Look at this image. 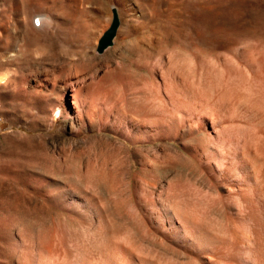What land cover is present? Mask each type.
<instances>
[{"label": "bare ground", "instance_id": "6f19581e", "mask_svg": "<svg viewBox=\"0 0 264 264\" xmlns=\"http://www.w3.org/2000/svg\"><path fill=\"white\" fill-rule=\"evenodd\" d=\"M97 1L117 11L107 55L120 50L131 34L143 36L150 23L155 26L152 46L158 49L159 69L151 79L157 86L138 92L133 88L141 81L127 78L118 94L101 81L99 103L81 105L75 93L72 106L57 108L73 135L84 132L108 141L54 146L51 165L32 172L29 187L46 214L32 225H20L18 216L0 223V247L10 263L264 264V44L254 43L248 24L252 8L264 1ZM9 4L23 19L6 36L15 52L8 60L24 54L19 42L30 43L29 30L74 26L73 14L58 6L34 0ZM36 8L46 11L36 18L39 28ZM111 11L98 14L91 25L89 35L96 40L109 29ZM196 21L207 26L211 39L195 30L189 43L183 31ZM160 26L168 28L167 36ZM227 26L235 36L227 35ZM179 37L194 55L211 45L218 62H200L193 70L179 55L164 56L162 46L177 45ZM198 41L205 43L203 49ZM249 84L252 93L246 98L239 90ZM74 162L80 164L77 172ZM104 177L121 180L120 210L97 181Z\"/></svg>", "mask_w": 264, "mask_h": 264}, {"label": "rangeland", "instance_id": "374dc122", "mask_svg": "<svg viewBox=\"0 0 264 264\" xmlns=\"http://www.w3.org/2000/svg\"><path fill=\"white\" fill-rule=\"evenodd\" d=\"M62 1L66 5L62 4ZM62 1L34 0L37 4L58 6L62 13L64 11L63 14H73L74 26L67 25L66 28L64 25H53L45 29L44 32L43 30H29L30 43L19 42L21 47L19 49L24 54L16 55L13 60H8L6 57L15 52L11 43L7 45L6 36L13 32L14 25L17 24L18 19L22 20L23 17L18 18L9 9L11 6L9 3L12 0H0V10L2 9L0 12V75L5 77V80L0 81V223L3 221L11 223L18 216L20 225H32L43 217V213L46 214L43 204L30 189L29 184L32 172L43 165H51L57 157L52 151L54 146L65 143L72 144L74 141L88 144H104L108 141L102 136L92 139L89 134L84 132L76 135L71 133L69 121L60 117L57 108L64 107L66 103L72 106V94L78 93L81 105L92 106L99 103L98 92L101 81L106 90H113L118 94L127 78L141 81L133 88L138 92H148L157 86L151 79L153 71L159 69L156 62L158 49L152 46L151 28L155 27L153 24L150 23L147 26L143 36L131 34L126 38L127 40L125 39L120 50L107 55V51L113 48L110 47L112 45L107 47L109 49L105 48L102 52H98L96 47L100 39L96 40L95 36L89 34L91 25L94 24L98 14L108 15L111 9L113 19L114 14L117 13L115 7L105 1L97 0ZM77 4L79 5L78 10ZM63 5L66 7H61ZM68 5L70 7H67ZM252 11L248 20L250 33L252 32L251 37L255 40L254 43L260 41L259 43L264 44V6L257 4L252 8ZM34 13V24L36 28H39L36 18L44 16L46 11L36 8ZM193 23L195 25L191 24L185 27L188 31H183L187 36L189 35V43L190 36L191 41L195 40L193 39L195 30L202 32L206 38H212L210 30L202 22ZM164 27L160 26L163 30L161 33L167 36L169 30L166 26ZM38 31L39 33H37ZM62 31L67 34V37L62 36L64 34ZM224 31L228 36H235L230 26L225 27ZM179 39L181 42V37ZM180 42L177 45L175 43L173 45L164 44L160 51L164 56L179 55L193 70L198 68L200 62L208 64L218 62L216 52L211 45L206 44L205 46L204 42L198 41V44H202L200 45L202 49L205 47L203 53L200 54L199 51L197 56L189 51L191 44L183 45L182 42L179 44ZM94 44L95 49L93 48ZM247 57L250 59V52ZM249 79V82H255L254 78ZM242 80L241 77L235 82L238 81L237 85L239 83L241 85L244 81ZM249 85L252 87L239 90L241 95L246 98L250 97L252 93L253 85ZM229 91L230 88L226 87L225 92L228 95ZM77 163H73L75 172L78 171V165H80ZM97 181L106 188L108 198L111 199L113 205L115 204L114 209L120 210L122 206V202L120 203V199H122L120 195L121 180L104 177L97 178ZM115 194L118 197H115ZM115 206L120 207L118 209ZM49 214L52 218H56L54 213ZM125 221L123 220V223L127 222ZM0 253V264H12L1 247ZM38 263L41 264L39 261H31L26 264Z\"/></svg>", "mask_w": 264, "mask_h": 264}, {"label": "water", "instance_id": "95a60500", "mask_svg": "<svg viewBox=\"0 0 264 264\" xmlns=\"http://www.w3.org/2000/svg\"><path fill=\"white\" fill-rule=\"evenodd\" d=\"M118 19L116 15L114 14L112 23L109 27V29L104 33V35L100 38L98 45L96 47V50L98 52H102L105 48L110 46L113 42V38L116 34V29L118 27Z\"/></svg>", "mask_w": 264, "mask_h": 264}, {"label": "snow or ice", "instance_id": "6c2138e0", "mask_svg": "<svg viewBox=\"0 0 264 264\" xmlns=\"http://www.w3.org/2000/svg\"><path fill=\"white\" fill-rule=\"evenodd\" d=\"M37 23H39V21H37Z\"/></svg>", "mask_w": 264, "mask_h": 264}]
</instances>
